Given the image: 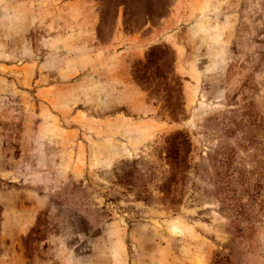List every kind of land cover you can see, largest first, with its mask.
Returning a JSON list of instances; mask_svg holds the SVG:
<instances>
[{"label":"rangeland","instance_id":"rangeland-1","mask_svg":"<svg viewBox=\"0 0 264 264\" xmlns=\"http://www.w3.org/2000/svg\"><path fill=\"white\" fill-rule=\"evenodd\" d=\"M0 264H264V0H0Z\"/></svg>","mask_w":264,"mask_h":264}]
</instances>
